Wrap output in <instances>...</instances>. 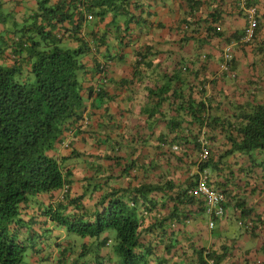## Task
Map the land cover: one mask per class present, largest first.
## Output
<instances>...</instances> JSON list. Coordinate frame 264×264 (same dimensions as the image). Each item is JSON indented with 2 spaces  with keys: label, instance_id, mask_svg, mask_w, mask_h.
<instances>
[{
  "label": "crops",
  "instance_id": "crops-1",
  "mask_svg": "<svg viewBox=\"0 0 264 264\" xmlns=\"http://www.w3.org/2000/svg\"><path fill=\"white\" fill-rule=\"evenodd\" d=\"M195 1L192 16L186 0H117L104 16L97 12L99 5L86 10L94 16L85 14L82 26L89 45L80 59L84 108L50 151L64 159L70 182L22 205L17 231L28 244L24 264H122L106 231L100 238L82 237L78 242L44 212L52 208L82 214L84 208V214L91 215L106 194L116 192L114 196L132 200L133 189L141 185L162 186L147 194V208L142 206L158 214L140 213L144 225L136 250L144 264H208L211 258L217 264L264 262L261 165L252 167L250 155L235 152L217 168L201 169L202 140L210 138L213 151L230 145L219 130L211 132L194 121L191 112L192 104L203 99L208 115L231 117L240 102L254 97L250 91L259 93V99L264 95V67L254 47L264 41V0H254L260 22L253 42L242 38L246 18L238 0ZM13 2L19 20L37 8L36 0ZM4 3L0 1L2 9ZM4 26L0 24V30ZM239 31L232 40L237 41L235 76L222 74L223 49ZM64 45L75 48L79 43L70 39ZM99 64H105L106 82L93 73ZM97 84L102 95L89 94ZM222 152L215 153V161ZM244 167L251 170L245 172ZM203 170L209 173V184L226 193V214L210 227L204 200L195 198L167 218L174 209L171 194L196 185ZM242 201L252 210L254 229L240 223L246 217L237 205ZM105 236L110 239L102 243Z\"/></svg>",
  "mask_w": 264,
  "mask_h": 264
},
{
  "label": "trees",
  "instance_id": "trees-1",
  "mask_svg": "<svg viewBox=\"0 0 264 264\" xmlns=\"http://www.w3.org/2000/svg\"><path fill=\"white\" fill-rule=\"evenodd\" d=\"M186 1L189 16H192L197 1ZM36 2V10L27 17L22 15L20 20V15L17 17L13 9H7L9 16H6L0 7V24H5L4 29L0 30V264H24L28 244L19 238L17 231L22 205L34 196L62 189L70 182V173L63 171L64 159H57L50 151L67 129V124L81 117L84 108V83L80 73L85 69L80 59L88 51L89 45L82 37V26L86 15L87 18L88 14L94 16L86 10L94 11V6L99 5L101 8L97 12L104 16L113 9L112 5L117 0ZM249 2L258 6L254 0ZM19 22L23 23L21 27ZM259 22L258 7V27ZM240 34V31L237 32L236 37L228 41L238 38ZM70 39L79 45L75 48L65 46L64 41ZM254 47L264 67V41ZM8 57L11 61L5 62ZM232 66L233 60L231 70ZM104 68L105 64H99L93 73L106 79ZM101 90L96 91L93 87L89 94L101 96ZM255 90L258 91V88ZM250 94L254 97L240 102L238 112L234 111L231 117L208 115V107L203 99L192 104L193 120L207 126L211 132L219 130L230 145L227 149H221L223 152L215 161V153L221 151L215 147L213 149L216 151H213L207 137L210 153L201 169L208 166L217 168L225 156L235 152L250 155L252 167L264 163V95L259 99V93L250 91ZM259 155L261 161L257 163ZM261 168L264 173V167ZM244 170L247 172L251 168L244 167ZM160 190V185H141L133 189L132 200L114 196L116 192H111L103 197L99 205L96 204L91 215L88 212L84 214V208L78 206L82 214H69L62 209L52 208H48L44 214L54 225L81 237L100 238L106 230L113 229L116 231L115 252L121 257L122 264H144V258L136 250L144 225V217L140 213H149L150 216L158 214L145 210L147 201L144 199L147 194ZM169 199L174 202V209L167 217L171 219L179 205L195 197L190 196L188 188H185L177 195L171 194ZM237 205L241 216H246L244 220L253 221L250 216L252 210L245 201ZM109 239L108 236L103 237L102 243H107Z\"/></svg>",
  "mask_w": 264,
  "mask_h": 264
},
{
  "label": "built area",
  "instance_id": "built-area-1",
  "mask_svg": "<svg viewBox=\"0 0 264 264\" xmlns=\"http://www.w3.org/2000/svg\"><path fill=\"white\" fill-rule=\"evenodd\" d=\"M239 8L243 12L246 18V24L243 32V40L245 42H251L257 33L258 29V6L255 3L249 2V0H238ZM89 18H92V14H88ZM217 30L220 31L221 27H217ZM237 41H231L225 45L222 53V60H220L219 70L223 73L232 74L235 76V73L230 69L232 60H234V53ZM185 70V68H183ZM99 77H101L99 75ZM102 82L107 80L101 77ZM100 85H96L95 90H99ZM199 162L200 164L206 162L209 158L208 143L204 139L201 142L199 150ZM188 194L192 197L202 199L206 205V212L209 217V226L212 227L214 224V219L223 217L226 214V204L228 198L226 193L209 184V173L207 170H203L199 174V179L196 185L188 188ZM240 223L244 224L245 227L252 229L253 221L250 219L242 220ZM208 264H217L214 258L209 259ZM255 264H264L262 261H257Z\"/></svg>",
  "mask_w": 264,
  "mask_h": 264
},
{
  "label": "rangeland",
  "instance_id": "rangeland-1",
  "mask_svg": "<svg viewBox=\"0 0 264 264\" xmlns=\"http://www.w3.org/2000/svg\"><path fill=\"white\" fill-rule=\"evenodd\" d=\"M0 1H2V2H5L4 4H5V6H3V9L2 10H4V14L6 15V16H9L8 14H7V9H12L11 7L13 6V4H14V2H13V0H0ZM8 3V4H7ZM2 8V7H1ZM1 8H0V11H2L1 10ZM15 16V15H14ZM16 16H19V14H16ZM19 24V27H21L22 25H23V23L22 22H19L18 23ZM16 33H18V32H16ZM18 35H19V33H18ZM17 35V36H18ZM234 57H235V53H234ZM101 86V85H100ZM261 160H260V158H258V162H260ZM261 167H264V163L263 164H261ZM246 172V171H245ZM106 232H107V234H109L110 235V237L112 238V240H113V244L112 245H115L116 244V242H115V238H116V231H114L113 229H108V230H106ZM73 236H75L77 239H75V240H78V242H80V238H82L81 236H79V235H76V234H72ZM79 238V239H78ZM114 251H115V248H114Z\"/></svg>",
  "mask_w": 264,
  "mask_h": 264
},
{
  "label": "clouds",
  "instance_id": "clouds-1",
  "mask_svg": "<svg viewBox=\"0 0 264 264\" xmlns=\"http://www.w3.org/2000/svg\"><path fill=\"white\" fill-rule=\"evenodd\" d=\"M65 187H67V185Z\"/></svg>",
  "mask_w": 264,
  "mask_h": 264
}]
</instances>
